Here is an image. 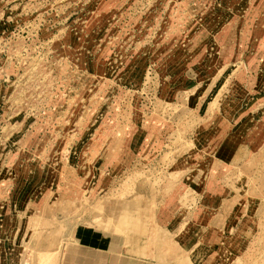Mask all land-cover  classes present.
Masks as SVG:
<instances>
[{
  "label": "rangeland",
  "instance_id": "rangeland-1",
  "mask_svg": "<svg viewBox=\"0 0 264 264\" xmlns=\"http://www.w3.org/2000/svg\"><path fill=\"white\" fill-rule=\"evenodd\" d=\"M41 249L264 264V0H0V264Z\"/></svg>",
  "mask_w": 264,
  "mask_h": 264
},
{
  "label": "bare ground",
  "instance_id": "bare-ground-1",
  "mask_svg": "<svg viewBox=\"0 0 264 264\" xmlns=\"http://www.w3.org/2000/svg\"><path fill=\"white\" fill-rule=\"evenodd\" d=\"M54 217V216H53ZM98 218V217H97ZM110 224H108V225H106L105 223H101V226H103V227H107L108 228V226H109ZM112 226H109V227H111L113 230L114 229H116V224H114L113 225V223L111 224ZM113 227H115V228H113ZM57 229V228H56ZM54 230V229H53ZM52 231V230H51ZM57 231V230H56ZM115 231V230H114ZM117 232V231H116ZM51 234V233H50ZM53 235V234H52ZM47 236V235H46ZM141 247V246H140ZM45 251H42V249H41V253L38 255L40 258H43V256H44V259L42 260V261H40L38 264H40V263H42V264H49L50 262H54V258H56L55 256H56V251L57 250H52V249H44ZM38 253H39V251H38Z\"/></svg>",
  "mask_w": 264,
  "mask_h": 264
},
{
  "label": "crops",
  "instance_id": "crops-1",
  "mask_svg": "<svg viewBox=\"0 0 264 264\" xmlns=\"http://www.w3.org/2000/svg\"><path fill=\"white\" fill-rule=\"evenodd\" d=\"M171 209H173V208H171ZM197 220H199V218H197ZM192 227H194V226H192ZM195 228H197L196 225H195ZM93 235H94V236H93L92 239H93L94 241L97 240V233H95V234L93 233ZM99 238H100V237H99ZM182 238H183V236H182ZM194 249H196V247H195ZM201 249H202V248H201ZM149 250H150V249H149ZM222 252L228 254V252H227L226 249H224V251L222 250ZM133 253H141V254L143 253V254H148V255L151 254V255L158 256V254L156 253V251H154V252H152V251H148V250L139 251V250L136 249V248H133ZM183 253H184V252H183ZM181 254H182V252H181ZM184 254H185V253H184ZM195 254H198V253L195 252ZM162 255H163V254H160L159 256L162 257ZM185 255H186L187 258L190 259V261L192 262V264H195V263H194V260H193L189 255H187V254H185ZM194 259L196 260L197 258H194ZM198 264H199V263H198Z\"/></svg>",
  "mask_w": 264,
  "mask_h": 264
}]
</instances>
